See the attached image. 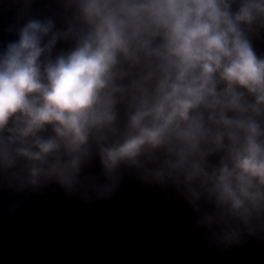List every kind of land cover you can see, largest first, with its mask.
<instances>
[{"label":"clouds","instance_id":"obj_1","mask_svg":"<svg viewBox=\"0 0 264 264\" xmlns=\"http://www.w3.org/2000/svg\"><path fill=\"white\" fill-rule=\"evenodd\" d=\"M0 45V186L170 187L221 251L264 234V0H53ZM98 158L104 182L83 175ZM119 203V201H117Z\"/></svg>","mask_w":264,"mask_h":264},{"label":"water","instance_id":"obj_2","mask_svg":"<svg viewBox=\"0 0 264 264\" xmlns=\"http://www.w3.org/2000/svg\"><path fill=\"white\" fill-rule=\"evenodd\" d=\"M22 0H0V45L14 40ZM53 0H34L32 15L51 14ZM264 52V41L257 42ZM83 175L104 182L98 158ZM27 196L0 186V264H264V234L221 251L209 233L191 229L194 214L170 187L145 186L123 170L117 199L85 204L58 185ZM119 201V203H117Z\"/></svg>","mask_w":264,"mask_h":264}]
</instances>
